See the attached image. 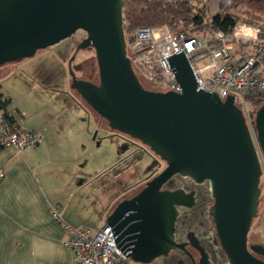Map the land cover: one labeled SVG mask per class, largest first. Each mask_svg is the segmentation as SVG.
Masks as SVG:
<instances>
[{"label": "water", "instance_id": "obj_1", "mask_svg": "<svg viewBox=\"0 0 264 264\" xmlns=\"http://www.w3.org/2000/svg\"><path fill=\"white\" fill-rule=\"evenodd\" d=\"M122 6L123 0H0V66L31 58L78 32L86 35L75 53L94 51L97 84L77 79L72 56L70 89L111 132L138 141L165 166L105 217L115 247L127 259L150 264L182 247L174 241L177 208H190L193 195L163 190L180 177L208 181L210 215L228 264H264L247 250L260 198L264 105L251 134L232 97L221 101L214 92L197 90L182 52L166 58L181 93L144 89L127 57ZM250 249L264 256L261 246Z\"/></svg>", "mask_w": 264, "mask_h": 264}, {"label": "rangeland", "instance_id": "obj_2", "mask_svg": "<svg viewBox=\"0 0 264 264\" xmlns=\"http://www.w3.org/2000/svg\"><path fill=\"white\" fill-rule=\"evenodd\" d=\"M220 11L234 15L241 22L264 26V0H232L231 4L224 9H218L216 0H210L208 14L213 15ZM84 37L83 32H78L59 44L36 51L31 58L5 64L10 75L6 79L0 80V92L11 100L8 111L14 115L16 109L24 112V120L27 124H33L38 117L41 119L42 117L55 118L53 125L64 131L65 134L71 132L67 135L68 138L72 135L75 137L80 131L81 135L78 138L79 146H81L79 152L81 150L82 158L80 180H84L86 185L80 189L77 196H74L73 192L71 193L60 180H55L53 183L59 188V191L54 190L53 196L60 199L62 207L69 202L68 209L70 211L77 210L78 216L84 218L87 227L101 228L105 225V218L102 220L100 218L107 199L113 198L110 205V208L113 209L118 203V201L115 202L116 197L121 198L120 191L138 185L144 179L158 174L165 166L138 141L120 134L111 138L105 121L101 120L70 89L67 63L72 56L74 57L71 64L73 65L72 70L74 72L75 69L78 70L77 79L87 80L91 77L94 81L97 80L94 51L88 49L75 53L76 46ZM31 84L51 88L50 93L54 90L52 93L55 96L51 98V101L47 99L45 103L46 98H42L45 94L37 92V90H30ZM71 95L79 104L86 107L87 115L82 109L75 106ZM60 104H65L67 107L73 104V110L69 109L73 114H62L60 109L63 110L64 106ZM77 111L81 112L80 117L79 120L74 121L72 116ZM245 121L253 134L252 113L248 118H245ZM78 122L81 125L80 130L76 129ZM95 134L97 135L94 141L92 138ZM259 159L262 170L259 218L253 220L248 236L249 243L254 240L264 242V160L261 157ZM117 160L120 163L111 172L106 173L105 171L116 164ZM100 174L102 175L97 178ZM181 184H183L182 180L175 182V186ZM56 187L55 189H57ZM136 189L137 192L140 190V188ZM79 201H81V205L78 203ZM55 208L58 212L60 211V206ZM126 264L135 263L127 259Z\"/></svg>", "mask_w": 264, "mask_h": 264}, {"label": "built area", "instance_id": "obj_3", "mask_svg": "<svg viewBox=\"0 0 264 264\" xmlns=\"http://www.w3.org/2000/svg\"><path fill=\"white\" fill-rule=\"evenodd\" d=\"M231 1L216 0V6L224 9ZM201 2L208 9L210 0ZM179 52L191 68L197 90L214 92L221 101L232 97L244 119L252 113L249 104L264 99V28L239 22L228 33L212 31L206 35L172 32L166 26L139 28L126 46L135 76L158 92L181 93L166 61ZM41 142L38 133L15 129L0 112V149L21 155ZM50 213L65 231L64 245L72 252L71 264H126L109 227H72L56 208H50Z\"/></svg>", "mask_w": 264, "mask_h": 264}, {"label": "crops", "instance_id": "obj_4", "mask_svg": "<svg viewBox=\"0 0 264 264\" xmlns=\"http://www.w3.org/2000/svg\"><path fill=\"white\" fill-rule=\"evenodd\" d=\"M7 69L6 65L0 66V80L9 77ZM29 88L44 93L42 98H46L45 103L47 99L51 101L55 96L52 93L54 90L50 93L51 88L48 87L31 84ZM56 97L54 98L57 100ZM70 97L75 106L87 115L86 107L79 104L73 95ZM72 105H61L64 109H60V112L73 114L70 113L73 110ZM9 107L7 114L14 120L13 127L38 133L42 142L21 155L15 154L11 149H0V171L3 172V178L0 179V264H71L72 252L64 245L65 231L53 219L50 208L60 206L59 214L71 226L87 227L84 218L78 216L77 210L68 209L69 202L62 207L60 199L53 196L54 190L59 191L53 183L55 180H60L74 196L86 185L84 180H80V131L70 139L67 135L71 132L65 134L53 125L55 118L38 117L33 124H27L24 112L16 109L15 116L8 111ZM80 113L77 111L76 117L73 115L72 119L79 120ZM79 122L77 130L81 129ZM109 134L111 138L117 136L111 131ZM96 135L92 140L95 141ZM119 163L117 160L105 172H111ZM112 199L106 200L101 220L109 214ZM78 203L81 205V201Z\"/></svg>", "mask_w": 264, "mask_h": 264}, {"label": "flooded vegetation", "instance_id": "obj_5", "mask_svg": "<svg viewBox=\"0 0 264 264\" xmlns=\"http://www.w3.org/2000/svg\"><path fill=\"white\" fill-rule=\"evenodd\" d=\"M72 66L73 65H71V68ZM75 70L76 75L78 70ZM80 79L97 84V80L94 81L91 77L87 80L82 78ZM156 175L157 174L154 176ZM154 176L144 179L138 185H134L132 187L126 188L123 191H120L121 198L119 199V197H116L115 202L132 198L144 187L146 182L152 179ZM261 177L259 182L260 196ZM177 180H182L183 184L175 186V182H177ZM136 188H140V190L137 192ZM164 189L171 191L181 189L186 194L192 193L193 205L190 208H177L178 214L174 226V241L177 245H181L182 247L178 250H171L166 256H161L150 264H200V261L203 260V258L205 259L206 264H228L226 256L219 246L214 223L210 215V208L213 205V199L211 198L208 181H204L201 184H195L189 179L174 177L168 185L163 187V190ZM112 210L113 209H111L110 212ZM256 218H259V206ZM249 232L247 234V250L253 258L264 262V256L254 253L250 249L252 246H261L264 248V242L260 240H254L249 243Z\"/></svg>", "mask_w": 264, "mask_h": 264}, {"label": "trees", "instance_id": "obj_6", "mask_svg": "<svg viewBox=\"0 0 264 264\" xmlns=\"http://www.w3.org/2000/svg\"><path fill=\"white\" fill-rule=\"evenodd\" d=\"M122 17L126 46L133 41L134 34L139 28L166 26L172 32L206 35L212 31L228 33L237 23L241 22L237 17L225 11L209 15L201 0H123ZM257 26L264 28L262 25ZM137 79L144 89L158 92L139 77ZM9 105L10 99L0 93V112L9 124L13 125V118L7 114ZM262 105H264V99L249 104L253 121L256 111Z\"/></svg>", "mask_w": 264, "mask_h": 264}]
</instances>
